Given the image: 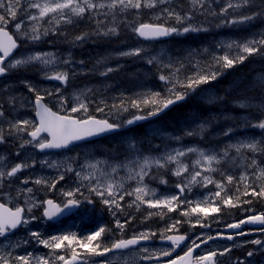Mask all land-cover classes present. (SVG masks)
<instances>
[{"label": "rangeland", "instance_id": "374dc122", "mask_svg": "<svg viewBox=\"0 0 264 264\" xmlns=\"http://www.w3.org/2000/svg\"><path fill=\"white\" fill-rule=\"evenodd\" d=\"M33 2L34 0H20L16 19L7 18L6 28L22 39L24 46L41 45L40 47L22 48L13 58L27 59L29 56L43 54L46 58H51L53 62L44 65L40 61H31L11 68L6 76L0 77V93L5 90L9 92L5 95L0 94V110L4 112V116L0 117V129L4 131L6 137L4 142L9 145L7 147L3 144L4 142L0 143V171H8L11 166L17 163L33 164L32 167L24 168L17 173V177L5 178L3 182H0V200L7 202L11 207L18 204L26 209L32 208L31 213H27L29 220L25 225L27 230L36 232V229H30V227L44 225L46 219L43 210H41L44 203L43 194H59L65 198L66 191H74L80 187L83 197L95 195L88 191V185H94L95 181L81 180L76 175L77 172L87 175L95 171L96 175L100 176L99 170L111 173L112 167H116L117 171L112 173L113 177L116 179L123 177L125 189L132 191L137 186V180L128 179L130 167L138 172V163L142 162L144 157L158 159L161 164H164L169 155H176L177 152L185 153V155L177 157L178 162H170L165 167L152 165L148 175L151 173H154L155 176L159 175L157 181L147 185L144 178L142 182L150 189L149 194L156 196L154 199L163 202L175 195L183 202L177 205L173 201L171 207L174 210H169L168 205L161 203L158 206L159 223L171 224L168 223V221L174 220L171 214L178 211V215L187 212V220L200 226L201 222L197 223L199 220L197 215L200 212H191L193 203L196 204L195 207L197 204L202 206L198 198L199 193L204 195V203L208 205L211 202L212 205L220 208V216L217 217L220 219L228 216L229 212L233 211L232 208L235 209L233 214L238 217L247 216L249 212L256 209H264V198L249 194L248 196L241 195L240 201L235 200L238 194L237 188L240 193H243L246 183H252L257 189L261 183H264L253 176L254 172L258 176L260 169H264V151H252L247 148L237 151L233 147V145L248 143L252 140L258 143L264 141V130L255 126L264 114V101L259 97L246 96L252 95L249 93L256 87L264 86V72L259 69L262 67L254 68V63H249V68H253L249 78L243 80L241 77L238 79V83L233 84V87L239 91L232 94L239 98L228 101L229 98L228 100L224 98L229 95L227 91L222 94L213 86L204 87L197 93L198 99L208 104L219 105L218 116L212 115L208 110L204 114L202 110L196 109L197 107L194 106L186 117L178 121V128L171 127L166 123V119L160 118L143 125V129L149 134L147 138L141 137L136 127L106 137L104 140L107 143H114L110 149L103 147L104 141H91L78 144L68 150L40 152L38 148L31 145L21 147L23 140L30 139L26 133L13 132L12 135H8L11 122L20 118L36 120L34 107L36 92L29 90V84L44 96V100L50 106L57 111L60 110L63 114L76 103V98L79 96L81 100L88 103V111L86 114L80 112L72 115L95 116L108 119L121 126H126L127 121L137 115L149 114L159 108L163 100L170 97L169 90L173 88V85H175V91L186 94L196 90V87L194 90L183 88L177 81L183 83L187 78L195 77L197 74L214 72L216 78L210 79L209 82L219 85L221 73L226 68L222 58L228 56L232 59L241 54L247 56L249 54L242 53V49L237 46L264 39L263 18L258 23L254 22L253 18L243 23L230 22L243 16H251L249 11L238 12L239 17L238 13L234 15L237 10L247 7L248 3H242V0H184V2L156 0L155 6L149 8L146 6L147 0H144L145 6L140 9L119 6L115 9L107 7L96 10L89 9L86 13L91 15V19L88 18L85 23L79 25L75 21L80 17L72 18V23H67L64 20L56 23L51 14L42 20L32 21L28 18V14L38 15V10L30 7ZM35 2L44 3L45 0H35ZM80 2L83 3V0ZM93 2L108 4L111 0H93ZM228 3L241 6L222 12ZM184 8L185 12H182ZM170 11L185 17V19L177 21L175 16L169 15ZM195 18L201 22H190ZM74 19L75 21H73ZM17 22L22 23L21 31H17L15 28ZM140 23H158L174 27L179 29L183 36L178 37L177 32H174L175 35L168 40L148 43L133 30ZM34 24L40 25L41 33L47 29L48 34L42 35L39 40L35 41L25 36L24 32L31 33ZM212 25L215 26V31L209 37L207 34ZM186 26L199 30L185 33L183 28ZM81 27L84 29L80 30ZM112 28L116 29V34H103ZM89 33H92V37L89 39L94 45L93 51L90 52L84 48L80 51L77 50L76 47H80L82 41L77 40L76 37L86 36ZM64 37L68 38L67 44L70 41L73 43L72 47L65 49L56 46L59 41L64 40ZM230 45L231 47H229ZM136 48L142 50L139 56L122 55V53ZM257 53L255 52L254 55H258ZM47 54H51V57H48ZM117 60L124 62L119 63L116 62ZM150 60L152 63H149ZM124 64L129 65L128 68L122 69ZM108 68H112L113 71L107 72ZM56 72L67 73L69 77L67 83L47 78ZM125 73L127 74L124 77L126 83L123 86L122 82L113 76ZM161 75L168 80L164 86L167 87L166 89H163L162 85H158L157 80ZM216 81L218 82L216 83ZM156 93L159 95L156 96ZM245 93L247 94L245 95ZM59 95L67 100L64 110L60 109L57 99ZM153 98L157 103L151 102ZM140 99L148 100L149 103L141 104L140 107L131 106L132 101H140ZM121 104L126 110L119 107ZM113 105L117 107H112ZM98 106L102 107L103 111H97ZM227 130L230 132L226 135ZM154 137L160 138L162 141L160 145L153 142ZM260 147L264 148V144H261ZM189 149L194 151H189ZM226 150L227 156L224 155ZM201 151L206 155L218 156L220 163H213L214 171H208L204 162L196 163L200 159ZM90 164H97L98 168L92 169L89 167ZM183 165H187L188 171L183 172L181 176L175 175L176 169ZM69 166L72 171H68ZM196 171H200L202 176L196 177L195 182L189 183L192 180V174ZM61 174L64 175V179L56 183L54 188L49 187L48 185L54 180H58ZM228 175L233 176L231 183L226 180ZM203 176L210 177L213 183H206ZM240 177H246V179L241 180ZM37 179L44 182L34 183ZM24 180H27L28 183L25 184ZM170 180L173 183H169ZM218 182L224 186L221 197L227 192L233 196V202L238 204L237 207L221 204V199L215 196V192L220 191L216 187ZM178 184H182L187 192L181 194L177 189ZM27 188H31L32 193L20 191ZM205 189L208 190L205 191ZM194 190L197 191L196 194H194ZM210 194L214 199L205 202L206 197ZM97 199L102 202L100 197L97 196ZM131 200L134 202L135 197H132ZM216 200H219L218 203H213ZM245 200L251 201V203H242ZM118 202L120 205L123 204L122 201ZM178 206H182V208L176 210ZM85 207L90 210L89 206L85 205ZM195 216L197 217L195 218ZM255 239H261L264 242V237L245 238L243 241L237 242L235 246L232 245V249L233 247L246 248L237 257H231L229 263L239 259L243 264H264V247L245 243ZM22 250L25 252L24 254H28L27 252L31 249L26 246L24 249H20V245L11 246L9 239L0 237V255L11 253V256L14 257L19 255ZM249 251L253 252L251 257L247 256ZM101 262L107 264V260H101Z\"/></svg>", "mask_w": 264, "mask_h": 264}, {"label": "snow or ice", "instance_id": "6c2138e0", "mask_svg": "<svg viewBox=\"0 0 264 264\" xmlns=\"http://www.w3.org/2000/svg\"><path fill=\"white\" fill-rule=\"evenodd\" d=\"M251 0H242V3H250ZM20 0H0V76L5 75L11 68H16L22 64L29 63L31 61H40L44 65H49L53 61L51 58H46L43 54H38L34 56H29L27 59H16L13 58L9 60L8 63L5 61L12 55L13 51L17 49L18 44L17 40L13 38L7 30V18H11L13 20L16 19L18 5ZM156 0H147L146 6L151 8L154 7ZM122 8H134L140 9L141 7L145 6L144 0H111L110 3H94L93 0H83V3L80 0H45L44 3L34 2L31 3L30 7L38 10V15H32L31 13L28 14V18L32 21L42 20L45 17H48L50 14L56 20V23H59L61 20L66 21L67 23H72V17H82L87 10L92 9H104L105 7L110 9H115L117 7ZM240 4L233 5L232 3H228L226 8L222 9V12H227L228 9L234 7H240ZM169 15L175 16L177 21H181L185 19V17H181L179 14L175 12H169ZM252 16H243L239 19H233L230 21L231 23H243L246 20L252 19ZM15 28L17 31L22 30V23L17 22L15 24ZM140 37L146 39H156L159 37L168 36L174 32H178V29L174 27H166L162 24H150V23H140L138 27L133 29ZM199 29L191 28V27H184L183 32L187 33L189 31H197ZM109 33L116 34V29L112 28L108 31L104 32V35H109ZM48 30L45 29L43 33L40 32V25L34 24L32 25L31 33L24 32L25 36H28L31 40H39L42 35H47ZM77 40L84 39V36L76 37ZM259 46H264V39L257 41H251L249 43H244L242 45H238L237 47L242 49V53L245 54H252L258 52L260 50ZM231 47V45L229 46ZM141 49L136 48L129 52H124L122 55L125 56H132L136 55L139 56L141 53ZM48 57H51V54H47ZM246 58L245 55L241 54L235 58L230 59L228 56H224L222 58L223 64L225 67H231L234 63L243 62ZM149 63H152L150 60ZM113 71L112 68H108L107 72ZM107 74V73H104ZM49 79H55L57 81H62L67 83L68 81V74L65 72H56L51 76H48ZM216 74L214 72L204 73V74H197L195 77L187 78L185 82L180 83V86L187 89H195V87L199 86L200 84L207 83L210 79H215ZM160 80H165L166 77L161 75L159 77ZM29 90L36 92L34 107L36 110V116L38 120H28L20 118L17 121L11 122L9 127L10 131L8 135H12L13 132L19 133H26L30 139L23 140L21 147L25 145H31L34 148H38L39 150H47V149H63L68 148L71 144L77 141L84 140L86 138H90L93 136L100 135L102 133L111 132L119 129L121 127L120 124L117 123H110L107 119H97L95 116L84 115L82 117H75L73 113H87L88 111V103L84 100H81L78 96L76 98V103L64 114H61V111H53L52 108L48 107L45 103H43L44 96L40 94V92L36 91L34 87L30 84L28 85ZM170 97L163 100L162 107L167 108L169 105L175 103L178 100H183L185 98V92H177L175 91V85L173 88L169 90ZM51 95V93H49ZM156 96L159 94L156 93ZM57 99L60 103V109L64 110L67 104L66 98L62 95L57 96ZM142 103H149L148 100L141 101ZM153 104L157 103V101L153 98L151 101ZM132 107H139V102L132 101ZM112 107H117L113 105ZM121 109L126 110L123 107V104L119 106ZM242 107H244L242 105ZM97 111H103L102 107H97ZM160 108H156L153 110L150 115H156ZM4 116L3 110H0V117ZM145 116H135L134 119H129L127 124L131 125L135 121L146 119ZM251 126V125H249ZM256 127L264 130V114H262L259 122L255 125ZM230 130H227L225 134H229ZM191 134V133H189ZM6 137L4 131L0 129V143L5 141ZM264 144V141L256 142L255 140L249 141L248 143H242L238 145H233L237 151H240L242 148H247L252 151H264V148H261L260 145ZM189 151H194L193 149H189ZM19 155V153H17ZM185 155L184 152H177L176 155H169L164 164H161V161L158 159H153L150 157H144L142 162L138 163L139 171L136 172L134 168H129V175L128 179L137 180V186L132 190L128 191L124 187L123 180L124 178L121 177L116 179L113 177L112 173L117 171L116 167H112L111 173L104 172L103 170L100 171V176L96 175V172H90L87 175H81V173L77 172L76 175L80 177L81 180L87 181H95V184L88 185V191L90 193H94L96 196L100 197L102 203L109 207L120 208L121 205L118 201L124 200L125 196H134L135 202H141L148 204L149 207H158L161 203H165L169 206V210H174L171 207L173 201L178 204L183 203L178 199L177 196H172L170 199L165 201L159 200H145V197L149 195L150 189L146 185H143V179L146 175L149 174V171L153 164L159 167H165L170 162H178L177 157ZM227 156V150L224 153ZM202 162L206 163L208 171H214L215 169L212 167L213 163L216 164L220 163L217 155H206L203 151L200 152V159L196 161L197 164H201ZM34 163V162H33ZM33 164L28 162L17 163L11 166L10 170L8 171H0V182H3L5 178L11 179L17 177V173H19L22 169L32 167ZM90 168L97 169V164H90ZM68 171H72L71 167L69 166ZM188 167L187 165H183L176 169L175 175L181 176L183 172H187ZM202 173L200 171H196L192 174V180L189 183H193L196 181V177H201ZM253 176H256V179L260 181H264V169H260L259 175L257 176L256 173H253ZM64 179V175L61 174L58 180H54L48 186L51 188L55 187V184L58 183L60 180ZM241 180H245L246 177H240ZM203 180L206 183H213L210 177L203 176ZM228 183L233 181V176L228 175L226 177ZM25 184L28 183L27 180L23 181ZM42 180L37 179L34 181L36 184H41ZM177 187L180 189L181 192L184 191V186L182 184H178ZM216 187L220 189V191L215 192V196L221 199V204L229 205L232 207H237L238 204L233 202V196L227 194L221 197V191L224 190V186L222 183H217ZM26 191L27 193H32L31 188L22 189L20 190ZM237 195L235 197L236 201H240V196H248L251 194L252 196L264 198V183H261L259 188L253 186L252 183H246L244 187L243 193H240L239 188H237ZM68 199L64 202L63 207L54 202L53 200L49 199L44 203L47 205L46 208L43 210V215L48 219H52L59 215L60 213L64 212L66 209L78 206L80 200L77 198L78 195H83L81 193L80 187H77L74 191H66L64 193ZM85 200H88L85 197ZM88 202H91L90 200ZM242 203H251V201H242ZM35 206V205H33ZM209 206L211 207V202H209ZM209 210L208 207H200L197 204L196 207L191 208L192 213H196L197 211L207 213ZM32 208H25L20 205H13L12 207L8 206L7 202H0V237L7 238V235L12 233L13 230L17 229L18 227H22L26 225L29 220L26 216L27 213H31ZM212 212H219L220 208L211 207ZM184 215H188L187 212L183 213ZM35 219V217H32ZM179 221L171 226V228L166 229V231H171L172 229L178 230ZM197 223H200L197 220ZM255 225L257 226L256 230L264 231V213H253L252 215L247 216L239 221L228 223L225 227L227 229L233 230L227 234H218V236L225 238L227 240H234L237 236H245L249 234V231L245 230L246 225ZM118 227H122L119 221H117ZM205 226V225H202ZM106 232L105 227H100L98 230L92 233V235L88 236L86 241H78L75 235L68 236H59V237H52L51 240L42 239L38 232H32L31 235L41 244L46 247L59 249L64 241H67L69 245H71L74 241L77 242L79 247L87 249V253L85 257L80 258L82 259V264H102L101 261L90 260L89 257H105L107 260V256L109 253L115 252H123V250H127L133 248L137 245L141 244V241H147L152 237H155V233H140V234H133L131 238L128 239H115L109 241L101 240L102 234ZM211 235L207 236L206 238L197 237V240L189 241V244H185V254L183 256L178 257L179 264H218L214 258L219 254L221 256L225 255L226 253L231 251V247H226L219 253L215 250L209 251L207 254L199 255L195 259H192L193 251L195 248H199L201 244H207L208 241L215 239ZM166 239L169 244L168 249H161L158 253L151 252L147 247L142 249L143 259L145 260H153L157 261L159 264L160 257H169L171 256L172 252L175 251V248L179 247L181 243L186 241L188 237L186 235H175V236H166L163 237ZM93 242H95L93 244ZM245 243H252L255 245H261L264 247V242L259 239L246 241ZM89 245H93L89 247ZM253 252L249 251L247 253L248 257H251ZM55 260L62 261L63 264H73L78 260V255L75 250L72 251L71 257L66 259L64 255H57ZM14 261L17 264H32V259L28 255H16L14 257L11 256V253L6 255H0V264H14ZM36 264H50L49 259L45 257H40L36 260ZM107 264H112L111 260H107ZM170 264H178L177 259H172ZM235 264H243L242 261L239 259L236 260Z\"/></svg>", "mask_w": 264, "mask_h": 264}, {"label": "flooded vegetation", "instance_id": "af4514ba", "mask_svg": "<svg viewBox=\"0 0 264 264\" xmlns=\"http://www.w3.org/2000/svg\"><path fill=\"white\" fill-rule=\"evenodd\" d=\"M85 16V17H84ZM73 16L72 18H75ZM90 18L91 15L85 13L79 20L75 19V23L82 25L86 22V20ZM84 28L81 27L80 30ZM61 37V35H59ZM91 35L84 36L83 40L85 44L80 47L79 50L85 49L90 51L89 41ZM142 39V38H141ZM20 44H24L22 39H18ZM89 40V41H88ZM144 40V39H143ZM65 41V39L63 40ZM145 41V40H144ZM160 41V40H159ZM148 43H157L158 40L147 41ZM60 47H64L67 49V44H63L62 41L59 43ZM159 175H154V173L150 175H146L144 178L146 180V184L150 185L151 183L157 181ZM169 183H173V181H169ZM133 184V183H132ZM181 194L186 193L187 191L184 188V191L181 192L179 188H177ZM198 190V188H197ZM196 194L197 191H193ZM195 196V195H194ZM193 196V197H194ZM44 202L48 199H53L56 203L60 204L63 207L64 202L68 199V197L63 198L62 195L59 194H43ZM88 200H85V197L82 195H78V199L80 200L78 210L74 213L67 215L55 222H49L44 220V225H38L34 227H30V229H36L42 239L51 240L52 237H59V236H72L75 235L78 241H86L87 237L92 235L93 232L98 230L100 227H105L106 232L102 234L101 240L109 241L115 239H128L131 238L133 234H140V233H155V237L150 238L147 241H141L140 245H137L133 248L123 250V252H115L109 253L107 256V260H111L112 264H157L155 259L153 260H145L143 256L145 255L142 251L144 247H147L151 252L158 253L161 249H168L170 242L163 237L166 236H175V235H186L188 239L181 243V245L175 248V251L172 252L171 256L169 257H160L159 264H170L172 259H177L180 256L185 254L187 250L185 248V244H189L191 240H197V237L206 238L207 236L211 235L216 237L215 239L208 241L207 244H201L199 248H195L193 251L192 259H195L199 255L207 254L209 251H217L218 253L222 251L226 247H231L232 245L235 246L237 242L243 241L245 238H263L264 231L256 230L257 226L255 225H246L245 230L249 231L248 235L245 236H237L234 240H227L218 236V234H227L232 232L233 230L227 229L225 226L228 223L239 221L243 218H246L253 213H264V209H256L252 212H249L247 216H240L238 217L235 212V209L232 208L233 211H230L228 216L224 217L223 219L217 218L220 213L219 212H212L211 207H216L211 204L204 203V199H200V203H202L201 207H208L209 210L207 213L200 212L198 214L199 221L201 225H194L188 220L180 221L177 219L178 211H174L171 214V217H174V220L168 221L171 224H163L159 223L158 217V207H149L146 203H133L131 198L134 196H125L124 200H122V205L120 208L109 207L104 205L99 199H97L96 195H87ZM156 196L149 194L145 197V200H157L154 199ZM91 202H88V201ZM219 200L214 201L213 203H218ZM206 202V200H205ZM85 205L90 207V210H87ZM183 214V213H182ZM186 217V215H183ZM85 218V219H84ZM117 221H119L122 227H118ZM179 221L178 230L172 229L171 231H166V229L171 228L173 224ZM183 222V223H182ZM205 225V226H202ZM32 232L27 230V228L22 226L12 234L8 235L6 239H9V244L11 246L20 245V249H24L26 246L27 248L31 249L28 254H24L25 252L22 250L19 255H28L32 259V263L36 264V260L40 257H45L49 259L50 264H63L62 261L55 260L57 255H64L66 259L71 257L72 251L75 250L78 255V260L73 262V264H82V259L85 257L87 253V249L79 247L76 241H74L71 245L68 244L67 241H64L59 249H53L44 246L43 244L39 243L36 244L38 241L31 235ZM5 239V238H2ZM261 240V239H259ZM199 243V240H197ZM95 242H93L94 244ZM93 245H89L92 247ZM189 246H191L189 244ZM36 248V249H34ZM246 247L242 248H231V251L226 253L224 257L221 255H217L214 260L218 262V264H235L229 263V259L231 257H237L242 250ZM34 254V255H33ZM38 254V255H36ZM14 256V254H13ZM90 260H106L105 257H89ZM17 262L14 261V264Z\"/></svg>", "mask_w": 264, "mask_h": 264}, {"label": "trees", "instance_id": "16d2710c", "mask_svg": "<svg viewBox=\"0 0 264 264\" xmlns=\"http://www.w3.org/2000/svg\"><path fill=\"white\" fill-rule=\"evenodd\" d=\"M180 2H184V0H180ZM244 11H249L251 16L253 17L254 22L258 23L261 18L264 19V0H251L250 3H248V6L241 9V10H237L235 14H237L238 12H244ZM182 12H185V8L182 10ZM239 14V13H238ZM240 16V14L238 15V17ZM194 20H198L197 18L195 19H191L190 22L194 21ZM199 22H201L200 20H198ZM203 22H205V20H203ZM253 22V24H254ZM209 31H215V26L212 25L211 28L209 29ZM258 55H254V53L249 54L246 56V58L243 60V62H238L233 64V66L231 67H226L220 76V81H219V85L217 84H213L210 83L209 81L207 83L204 84H200L199 86L196 87V90L193 91L190 94H186L185 98L183 99L182 102L176 104L175 106H173L168 112H166L164 114L165 116V121L168 125H170L173 128H178V121L180 118H182L183 116H187L189 114L190 109L194 106H196V109L202 110V112L205 114L206 110L210 111L212 113V115L214 116H218L217 112L220 109L219 105L215 104H207L205 101L198 99L197 93H199L200 89L208 84V85H212L215 88H217L222 94L225 93V91H227V93L229 94L228 97H224L226 100L231 101V100H235L239 97H235L236 95L232 94L235 93L237 91H239V89H236L233 87V84L236 82L238 83V79H240L241 77L243 78V80H246V78H249L251 69L253 68H249V63H254L255 67H262L259 68L262 72H264V46H260V50L257 53ZM224 65V64H223ZM222 66V64H221ZM127 74H121V75H115L113 76L115 79H118L122 82V85L124 86L126 83V79L124 78ZM248 81V80H247ZM245 81V82H247ZM158 85H162V88L166 89L167 87H164L166 82H168V80H157ZM218 81H216L217 83ZM247 93H245L246 95ZM252 95H246V96H252V97H259L264 101V86L261 87H256L255 90H253L251 93ZM129 98H131V96H128ZM141 101H144V99H140L139 102V107L141 106V104L143 105L144 103H142ZM207 108V109H206ZM227 109H230V107H227ZM239 110V109H238ZM211 117V116H209ZM231 118V117H228ZM233 119V118H232ZM235 120V119H234ZM138 129L139 135L143 134L144 129H143V125L137 126L136 127ZM105 145H103V147L105 146V148L110 149L112 148L113 144L112 142L107 143L105 140H103ZM154 142L158 143V145H160L162 141H160L157 138H154ZM195 203H193V207H195ZM182 208V206H178V209ZM200 214V213H199ZM184 214L182 215H178L179 217H177V219H179L180 221H184L187 220V217H183ZM198 216V215H197ZM196 217V216H195ZM191 222V221H190ZM183 223V222H182Z\"/></svg>", "mask_w": 264, "mask_h": 264}, {"label": "water", "instance_id": "95a60500", "mask_svg": "<svg viewBox=\"0 0 264 264\" xmlns=\"http://www.w3.org/2000/svg\"><path fill=\"white\" fill-rule=\"evenodd\" d=\"M7 30V29H6ZM9 33H10V31L9 30H7ZM11 34V33H10ZM12 35V34H11ZM164 37H166V36H164ZM13 38H14V36H13ZM15 39V38H14ZM18 44V43H17ZM18 48V47H17ZM16 51V49L13 51V53ZM12 53V54H13ZM12 56V55H11ZM10 56V57H11ZM9 57V58H10ZM179 101V100H178ZM178 101H176V102H178ZM175 102V103H176ZM43 103H45L44 101H43ZM175 103H173V104H175ZM46 104V103H45ZM173 104H171V105H169L167 108H161V110L160 111H158L157 112V114L156 115H148V116H145V117H147L146 119H143V120H139V121H135L133 124H131V125H129L128 124V127H131V126H134V125H136V124H139V123H141V122H144V121H147V120H150V119H153V118H156L157 116H159V115H161V114H163L165 111H167L169 108H171V106L173 105ZM54 111V110H53ZM138 116H144V115H138ZM37 117V116H36ZM97 119H100V118H97ZM132 119H134V117L132 118ZM37 120H38V117H37ZM110 122V121H109ZM111 123V122H110ZM121 130V128H119V129H117V130H115V131H111V132H106V133H102V134H100V135H97V136H93V137H90V138H86V139H84V140H81V141H77V142H74L73 144H71L69 147H71L72 145H74V144H77V143H81V142H85V141H89V140H93V139H96V138H98V137H101V136H104V135H107V134H111V133H114V132H118V131H120ZM68 147V148H69ZM63 149H66V148H63ZM47 150H61V149H47ZM43 151H45V150H43ZM47 206V205H46ZM76 210V206L75 207H72V208H69V209H66L64 212H62V213H60L59 215H57L56 217H54V218H52V219H49V220H52V221H55V220H57V219H60V218H62L63 216H66V215H68V214H70V213H72L73 211H75ZM178 261V264H179V260H177Z\"/></svg>", "mask_w": 264, "mask_h": 264}, {"label": "bare ground", "instance_id": "6f19581e", "mask_svg": "<svg viewBox=\"0 0 264 264\" xmlns=\"http://www.w3.org/2000/svg\"><path fill=\"white\" fill-rule=\"evenodd\" d=\"M118 8V7H117ZM78 28V27H77ZM89 41V40H88ZM89 42H91V40L89 41ZM88 42V43H89ZM64 43L65 44H67L68 42L65 40L64 41ZM85 44V43H84ZM107 44V43H106ZM67 46H69V47H72L73 46V43L70 41L69 42V44H67ZM30 47V46H29ZM117 51V50H116ZM67 52V51H66ZM70 52V51H69ZM120 52H121V50H120ZM70 54V53H69ZM66 56V55H65ZM88 73V72H87ZM86 73V74H87ZM90 73V72H89ZM92 73H94V72H92ZM33 74V73H32ZM95 74V73H94ZM37 75V74H36ZM25 77V76H24ZM90 77V76H89ZM23 78V77H22ZM90 79V78H89ZM120 84V83H119ZM207 86H212V85H208V84H206V85H204L202 88H204V87H207ZM214 87V86H213ZM201 88V89H202ZM200 89V90H201ZM18 92V91H17ZM9 92L7 91V90H5L4 92H2V93H0V94H3V95H5V94H8ZM183 100H179L178 102H176L175 104H173L172 106H171V108L173 107V106H175L176 104H178V103H180V102H182ZM208 104V103H207ZM212 104H215V103H212ZM212 104H210V105H212ZM160 109L162 108V105L159 107ZM171 108H169L167 111H165L163 114H165L166 112H168ZM144 116H148V115H150V113L149 114H143ZM184 117H186V116H183L182 118H184ZM182 118H180V119H182ZM179 119V120H180ZM153 119H150V120H147V121H144V122H141V123H139V124H136L135 125V127H137V126H140V125H144V124H146V123H148V122H150V121H152ZM4 145H7V147L9 146L8 144H6L5 142L3 143ZM10 144V143H9ZM85 219V218H84Z\"/></svg>", "mask_w": 264, "mask_h": 264}]
</instances>
